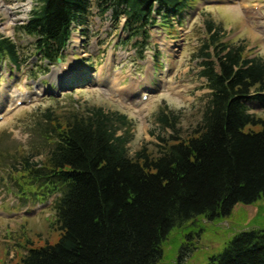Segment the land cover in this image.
<instances>
[{
	"label": "trees",
	"instance_id": "16d2710c",
	"mask_svg": "<svg viewBox=\"0 0 264 264\" xmlns=\"http://www.w3.org/2000/svg\"><path fill=\"white\" fill-rule=\"evenodd\" d=\"M39 1L19 29L34 38V54L54 63L63 59L89 0ZM96 1L102 12L123 18L128 36L122 43L142 36L134 42L140 58L148 28L182 23V10L195 2ZM202 23L196 57L210 91L188 136L178 135L180 113L166 104L156 118L171 129L170 139L158 136L156 153L142 145L130 154L133 123L119 111L86 105L61 120L43 112L51 135L46 158L42 164L26 161L23 169L33 199L54 196L60 237L28 249L16 264H156L173 227L198 215L226 216L236 203L264 197V118L249 111L250 103L264 105V58L248 57L244 41L224 40L222 24L210 14ZM5 60L20 67L22 57L16 43L0 34V62ZM255 124L260 129H247ZM207 264H264V228L237 232Z\"/></svg>",
	"mask_w": 264,
	"mask_h": 264
},
{
	"label": "rangeland",
	"instance_id": "374dc122",
	"mask_svg": "<svg viewBox=\"0 0 264 264\" xmlns=\"http://www.w3.org/2000/svg\"><path fill=\"white\" fill-rule=\"evenodd\" d=\"M39 2L0 0V34L16 43L22 57L20 67L0 62V264H16L28 249L60 237L54 196L33 199L23 169L26 161L42 164L46 158L51 135L44 111L58 120L86 105L119 111L133 123L130 154L142 145L156 153L158 136L169 140L171 133L156 118L164 104L180 113L181 138L201 120L209 92L196 57L204 13L222 23L225 39L244 41L247 56L264 58V0H195L197 15L182 28L162 29L158 23L148 28L144 58L134 45L142 36L122 43L128 36L123 18L102 12L96 0H89L83 21L73 25L63 59L48 63L33 53L34 38L19 29ZM143 91L148 100L140 98ZM252 104L250 111L264 118V106ZM250 228H264V197L238 202L226 216L208 220L198 215L173 227L156 264H207L237 232Z\"/></svg>",
	"mask_w": 264,
	"mask_h": 264
},
{
	"label": "bare ground",
	"instance_id": "6f19581e",
	"mask_svg": "<svg viewBox=\"0 0 264 264\" xmlns=\"http://www.w3.org/2000/svg\"><path fill=\"white\" fill-rule=\"evenodd\" d=\"M131 84H132V81L128 84V86L127 87H130L131 86ZM144 92H146V91H143L141 94H140V98H141V95L144 93ZM147 100H148V98H147ZM1 102V101H0Z\"/></svg>",
	"mask_w": 264,
	"mask_h": 264
},
{
	"label": "crops",
	"instance_id": "0c3cea01",
	"mask_svg": "<svg viewBox=\"0 0 264 264\" xmlns=\"http://www.w3.org/2000/svg\"><path fill=\"white\" fill-rule=\"evenodd\" d=\"M238 1H240V0H238Z\"/></svg>",
	"mask_w": 264,
	"mask_h": 264
}]
</instances>
